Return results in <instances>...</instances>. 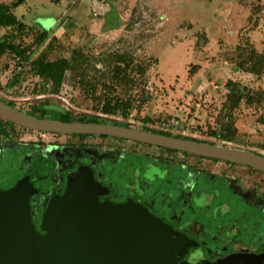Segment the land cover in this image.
Instances as JSON below:
<instances>
[{
  "label": "rangeland",
  "instance_id": "rangeland-1",
  "mask_svg": "<svg viewBox=\"0 0 264 264\" xmlns=\"http://www.w3.org/2000/svg\"><path fill=\"white\" fill-rule=\"evenodd\" d=\"M13 1L0 0V4ZM233 1L221 12L213 11L203 0H193L192 6L172 8L168 15L146 0H24L13 13L26 23V29L18 34L11 27L2 28L0 38L12 33L16 36L13 41L26 48L34 46L40 32L49 31V39L33 58L43 52L48 60L71 58L78 51L96 64L67 71L55 93L43 79H37L31 61L22 64L12 52H5L0 55V97L28 113L48 101L73 116L102 117L111 124L218 144L222 141L217 134L234 128L237 140L232 145L264 155V59L255 70L249 59L252 51L264 58V0ZM109 12L115 18L106 25ZM112 52L128 54L146 71H133L131 81L125 83L124 78L115 77L113 69L97 61ZM16 75L19 83L11 86ZM83 79L90 83L89 88ZM230 81L250 91L252 100L246 97L237 105L230 101ZM108 99L112 104L123 102L125 108L106 113L103 108ZM124 110L128 116L123 115ZM177 119L180 123L172 126ZM163 124L170 125L169 131L161 130ZM55 138L34 130H15L17 142L51 143ZM123 147L146 149L132 142ZM177 156L215 172L226 170L223 164L195 163L192 156ZM1 172L0 168V183L5 186ZM194 203L201 206L198 200ZM234 206H228L230 211Z\"/></svg>",
  "mask_w": 264,
  "mask_h": 264
},
{
  "label": "flooded vegetation",
  "instance_id": "flooded-vegetation-1",
  "mask_svg": "<svg viewBox=\"0 0 264 264\" xmlns=\"http://www.w3.org/2000/svg\"><path fill=\"white\" fill-rule=\"evenodd\" d=\"M60 116L46 113L48 119L59 120ZM69 116L73 121L96 119L94 122L108 123L102 117L73 116L70 112ZM0 119L3 120H0V168L2 181L7 183L5 186L0 183V190L30 177L39 188L31 199L37 224L50 198L64 192L68 173L87 166L96 181L106 188L101 199L142 202L153 214L189 237L192 246L180 264H217L238 255L256 256V263L264 264V172L247 165L169 152L167 148L105 135L39 132L54 135L56 140L17 142V127L31 129ZM128 142L146 149H126L123 144ZM177 154L183 158L192 156L195 163L223 164L230 173L180 161ZM223 193L229 194V199ZM232 204L237 207L230 211L228 206ZM231 212L235 216H230Z\"/></svg>",
  "mask_w": 264,
  "mask_h": 264
},
{
  "label": "water",
  "instance_id": "water-1",
  "mask_svg": "<svg viewBox=\"0 0 264 264\" xmlns=\"http://www.w3.org/2000/svg\"><path fill=\"white\" fill-rule=\"evenodd\" d=\"M0 117L42 133L105 135L196 156L247 165L264 172V155L232 144L179 138L111 123L62 121L27 114L0 99ZM30 177L0 190V264H180L192 241L134 199H101L106 188L90 167L68 173L37 224ZM238 255L217 264H257Z\"/></svg>",
  "mask_w": 264,
  "mask_h": 264
},
{
  "label": "trees",
  "instance_id": "trees-1",
  "mask_svg": "<svg viewBox=\"0 0 264 264\" xmlns=\"http://www.w3.org/2000/svg\"><path fill=\"white\" fill-rule=\"evenodd\" d=\"M24 0H16L13 1L11 4L1 3L0 4V30L2 28L11 27L14 30H17L20 33H23L26 29V23L23 21H20L13 13V9L18 7ZM16 36L14 34H7L0 38V55L4 54L5 52H12L14 54V57H16L17 61H20V63H27L31 61V70L34 74L40 76L43 81H45L47 84H50V91L52 92H58L60 88L63 85V82L65 80V76L67 71L69 70H86L83 66L87 64L88 66L95 67V62L89 60V58L85 55H83L81 52H74L71 58H67L64 56L58 57L54 60H48L47 55L45 52H43L41 55L37 56L36 58H33L34 54L44 45V43L49 39L50 32L49 31H42L40 32L35 41L34 46H29L26 48H23L19 44H16L13 39ZM249 59H252L254 63L251 67V70L257 69L258 65H262L263 56L257 54L255 51H252L250 53ZM97 61L103 63L104 67H110L114 70L115 77H121L124 78L123 80L125 83H128L131 81L132 78V72L137 70L141 73H144L146 71V67L142 66L141 64H136L134 62V59L129 56L128 54H120L118 52H112L111 54L105 55L103 54L102 57L97 58ZM19 77L18 75L15 76V80L10 84L11 86L16 85L19 83ZM83 84L89 88V82L85 81L83 79ZM228 88L230 90V94L228 95V98L230 101H232L234 104L240 103L244 98L248 97L247 100H252L250 91H247L245 88H242L239 84H236L235 82H228ZM110 99L106 100L105 107L103 110L106 113H117L119 110L124 109V104L121 101H117L115 104H112ZM12 105V103H10ZM127 106V105H126ZM50 112L52 115L58 114L61 115L59 120L62 121H73L69 116V112L58 105L51 104L48 101H45L43 103H40L33 107L32 115H37L41 118H46V113ZM123 115L128 116V113L126 110L123 111ZM55 118V117H54ZM180 119V118H178ZM2 120V119H0ZM3 121V120H2ZM83 121L86 122H94L97 121L96 119H84ZM145 122H148V119L144 120ZM129 126V125H126ZM233 127V126H231ZM217 134V133H216ZM219 136L221 141L226 142H236L237 136H236V130L234 128H229L228 132H224L222 134H217ZM179 138H186V139H193L198 141H203L196 138H188L184 136H176ZM166 149V148H163ZM169 152H173L175 150L172 149H166ZM187 155V153H184Z\"/></svg>",
  "mask_w": 264,
  "mask_h": 264
},
{
  "label": "crops",
  "instance_id": "crops-1",
  "mask_svg": "<svg viewBox=\"0 0 264 264\" xmlns=\"http://www.w3.org/2000/svg\"><path fill=\"white\" fill-rule=\"evenodd\" d=\"M197 2V0H195ZM207 6L213 7V11H226L224 10L225 8H228L229 4L232 3L234 4L233 0H203ZM147 3L151 4L154 6L155 9L161 10V13H168L170 12V9L172 8H185V6H192L193 5V0H146ZM114 17V14L112 12H109V14L106 16L105 23L106 25L108 21L112 20ZM118 24V22H117ZM168 35V34H167Z\"/></svg>",
  "mask_w": 264,
  "mask_h": 264
},
{
  "label": "built area",
  "instance_id": "built-area-1",
  "mask_svg": "<svg viewBox=\"0 0 264 264\" xmlns=\"http://www.w3.org/2000/svg\"><path fill=\"white\" fill-rule=\"evenodd\" d=\"M99 9H101V5H99V6H97ZM94 14L95 15H98L99 14V12L94 8ZM37 79L38 80H42V78L40 77V76H37ZM43 81V80H42ZM45 86H50V84H46ZM180 122H179V120L177 119V120H173L172 121V126H177L178 124H179ZM164 126H166V127H164ZM163 128L161 129L163 132H167V131H169V128H171L170 127V125L168 126V125H166V124H163V126H162ZM222 144H232V143H230V142H226V141H223L222 142Z\"/></svg>",
  "mask_w": 264,
  "mask_h": 264
}]
</instances>
